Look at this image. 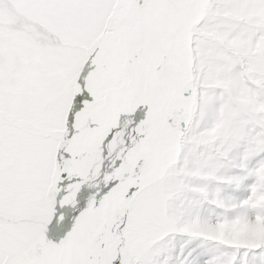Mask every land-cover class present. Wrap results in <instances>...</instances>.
<instances>
[{"label":"snow or ice","instance_id":"1","mask_svg":"<svg viewBox=\"0 0 264 264\" xmlns=\"http://www.w3.org/2000/svg\"><path fill=\"white\" fill-rule=\"evenodd\" d=\"M258 218L264 0H0V264H264L209 235Z\"/></svg>","mask_w":264,"mask_h":264},{"label":"rangeland","instance_id":"2","mask_svg":"<svg viewBox=\"0 0 264 264\" xmlns=\"http://www.w3.org/2000/svg\"><path fill=\"white\" fill-rule=\"evenodd\" d=\"M213 132H215V129ZM185 230L193 229L186 228ZM209 235L211 238L222 240L225 243L260 247L264 245V218H258L255 224H242L232 229L221 225L209 233Z\"/></svg>","mask_w":264,"mask_h":264}]
</instances>
